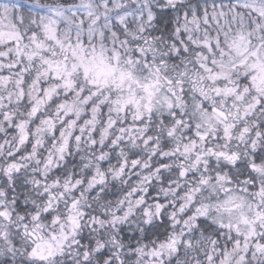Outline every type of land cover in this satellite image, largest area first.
Masks as SVG:
<instances>
[{"label": "snow or ice", "instance_id": "obj_1", "mask_svg": "<svg viewBox=\"0 0 264 264\" xmlns=\"http://www.w3.org/2000/svg\"><path fill=\"white\" fill-rule=\"evenodd\" d=\"M0 264H264V0H0Z\"/></svg>", "mask_w": 264, "mask_h": 264}]
</instances>
